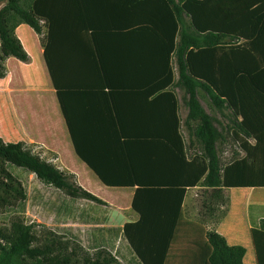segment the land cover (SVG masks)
<instances>
[{"label": "crops", "instance_id": "obj_1", "mask_svg": "<svg viewBox=\"0 0 264 264\" xmlns=\"http://www.w3.org/2000/svg\"><path fill=\"white\" fill-rule=\"evenodd\" d=\"M184 1L47 0L53 23L46 41L47 60L40 36L21 23L14 32L30 60L7 57L6 74L0 77V137L53 152L57 157L48 159L50 162L72 172L78 184L108 203L70 197L64 223L56 222L52 215L42 222L58 233L65 227L66 235L87 249L107 248L123 264H142L123 232L125 223L140 217L132 208L136 188L179 186L176 181L183 178L179 163L173 164L171 158L174 118L169 93L176 99L179 130L190 155L191 142L183 131L187 95L167 80L163 40L151 27L154 21L170 20L172 8L179 14V26H189L190 16L179 8ZM190 3L199 24L214 30L227 28L237 35L225 36L228 42L256 43L248 55L257 53L264 59V0ZM172 63L175 66L174 58ZM242 80L238 89L246 117L235 116L229 106L225 115L220 114L210 107L213 104L206 93L199 92L198 98L207 112L227 123L226 138L233 137L231 120L243 122V132L237 133L246 140L245 148L237 144L236 158L242 159L245 176H260L264 175V67L244 72ZM251 156L259 159L258 166ZM197 187L185 192L163 264H209L212 247L206 226L185 212L189 191ZM222 189L228 201L216 231L229 245L245 247L243 264H257L252 229H258L264 218V178ZM108 192L118 193V202H112L105 195ZM145 200L154 206L139 209L154 228L162 219L161 199L143 195L137 203L142 205Z\"/></svg>", "mask_w": 264, "mask_h": 264}, {"label": "trees", "instance_id": "obj_2", "mask_svg": "<svg viewBox=\"0 0 264 264\" xmlns=\"http://www.w3.org/2000/svg\"><path fill=\"white\" fill-rule=\"evenodd\" d=\"M193 1L186 0L179 6L190 16L189 26H179V14L174 13L175 10L172 8L170 20L166 19L159 24L154 21L151 27L163 40L167 80L179 86L187 95L185 104L188 113L185 125L190 133L189 139L194 136L203 147V153L197 152L187 156L183 136L179 130L180 122L176 116V99L173 93H169L173 99L171 112L174 118L171 158L173 164L179 163L183 170V178L176 181L181 183L179 186L136 188L132 208L139 212L140 217L135 222L125 223L123 232L142 264H163L188 187L200 185L201 181H205L206 186L219 188L220 204H225L226 207L228 199L223 194V187L253 183V178L244 174L242 159L235 157L230 164L219 165L215 149L218 140L225 136L220 134L217 125L220 121L201 105L198 93H206L210 100L209 104H213L210 107H214L220 114L225 115L224 109L229 106L235 116L246 117L242 91L238 87L243 82V73L264 67V59L258 58L257 53L248 55V50L252 49L251 47L255 49L256 43H246L245 47L244 44L228 42L225 36L237 35L231 34L227 28L214 30L210 26L199 24L195 16V7L190 3ZM46 2L47 0H4L0 7V77L6 74L7 57L13 56L23 62L30 60L14 32L16 26L21 23L28 24L40 36L47 60L46 41L53 29V23L47 11L49 3ZM176 36L179 37L178 40ZM173 58L175 66L172 63ZM56 93L69 128L61 92L57 87ZM231 121L229 129L233 130V139L243 149L245 148L243 142L246 140L237 131L243 132L244 124ZM31 146L37 145L23 141L5 142L0 137V212L7 207L16 206L27 196L23 183L8 169V164L26 169L40 182L59 189L66 196L108 205L78 184L72 172L58 167L42 157L39 152H33ZM54 155L56 157V154ZM143 195L157 196L161 199L159 207L162 219L156 222L154 228L149 226L143 210L139 209V206L146 210L154 206L153 202L147 200L139 205L137 198ZM225 207L211 225L207 219H194L206 226V238L212 247L209 264H243L245 247L229 245L224 236L216 231V224L225 215ZM252 238L257 264H264V218L260 219L258 229H252ZM0 264H123V262L105 247L87 249L77 240L58 233L43 223L27 221L24 214H13L7 223L0 225Z\"/></svg>", "mask_w": 264, "mask_h": 264}, {"label": "rangeland", "instance_id": "obj_3", "mask_svg": "<svg viewBox=\"0 0 264 264\" xmlns=\"http://www.w3.org/2000/svg\"><path fill=\"white\" fill-rule=\"evenodd\" d=\"M29 38L31 36L30 33H25ZM222 119L223 116H220ZM225 122V121H224ZM220 122L217 124L220 129V134L225 136L227 123ZM184 135L187 137L189 142L190 133L187 128H183ZM191 143L188 145V152L190 154L202 152L203 147L199 145L196 138L193 136ZM193 140V142H192ZM238 143L231 138H222L218 140L216 145L217 152V160L219 165L226 163L229 160L238 157ZM33 152L40 153L42 157L45 159H53L55 157L54 154H50L45 150H42L39 146H31ZM203 153V152H202ZM254 161H256L255 157L251 156ZM67 160V157L64 156ZM222 163V164H221ZM256 165H259V159L255 162ZM8 169L17 176L26 190L27 196L26 199L18 202L14 207H7L5 210L0 212V225L2 223H7L10 217L13 214H24L27 221H37L39 223L48 225L42 222L43 217L49 216V219H52V216L56 222L61 221L60 223H64L62 221L65 220L66 212L65 205L68 200H71L70 197L65 196V200H63V196L65 195L59 189H56L51 186H47L40 182L33 173L27 171L24 168L16 167L14 165L8 164ZM253 170V169H252ZM253 179L264 178V175H251L249 176ZM205 181H201L199 187L191 189L189 191L188 202L185 207V212L188 216L193 218H203L207 219L208 223L211 225L221 214V211L224 209L225 204H220V189L212 188L205 185ZM89 190V189H88ZM90 191V190H89ZM92 192V191H91ZM94 193V192H92ZM37 195H39L37 197ZM97 195V194H96ZM112 202H118L119 194L116 192H108L105 194ZM99 196V195H98ZM61 205V206H60ZM108 206V205H106ZM52 215V216H51ZM46 218V217H45ZM48 220V219H46ZM50 221V220H48ZM65 226V225H63ZM62 234H66V228L63 227L59 230ZM113 236V235H112ZM114 239V236L113 238Z\"/></svg>", "mask_w": 264, "mask_h": 264}, {"label": "water", "instance_id": "obj_4", "mask_svg": "<svg viewBox=\"0 0 264 264\" xmlns=\"http://www.w3.org/2000/svg\"><path fill=\"white\" fill-rule=\"evenodd\" d=\"M3 3H4V0H0V7L2 6Z\"/></svg>", "mask_w": 264, "mask_h": 264}]
</instances>
